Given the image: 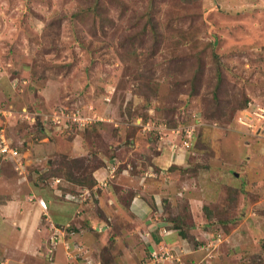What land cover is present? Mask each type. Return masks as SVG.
I'll return each instance as SVG.
<instances>
[{
    "label": "rangeland",
    "instance_id": "374dc122",
    "mask_svg": "<svg viewBox=\"0 0 264 264\" xmlns=\"http://www.w3.org/2000/svg\"><path fill=\"white\" fill-rule=\"evenodd\" d=\"M186 1L0 0V264L38 204L68 264H264V0ZM176 215L203 247L150 236Z\"/></svg>",
    "mask_w": 264,
    "mask_h": 264
},
{
    "label": "crops",
    "instance_id": "0c3cea01",
    "mask_svg": "<svg viewBox=\"0 0 264 264\" xmlns=\"http://www.w3.org/2000/svg\"><path fill=\"white\" fill-rule=\"evenodd\" d=\"M100 170H105V169H100ZM118 170L119 169L116 170V173H117ZM102 174H103V177H102V179H103L104 177H106L105 174L106 175L108 174L107 170L102 171ZM210 195H211V193H210ZM205 204H208V203H205ZM38 206L40 208V211L39 212H37V210H36L38 208ZM48 206H50L49 203H48ZM45 210L46 211L48 210L47 212H49V207L47 209H44L40 204H38L35 209H29L28 210L29 211L28 214H22V215H20V216H24L25 217V218L22 219V222H20V223H23V225H19V223H17V226H20V230L23 231L22 232V235H20V237H25L26 238L27 236H32L33 238H31V243L33 244V241L32 240H34V244L36 245L35 247H41V245H44L45 246V249H35V247H34V249H25V248H22L21 249L22 251H20V255L22 254V256L28 258V262H26V264H68V260L65 258L64 253L62 252L63 246L61 247V245L58 244V245H60L59 247L62 248L60 254H58V255L56 254V251L58 249H56L55 253H53V252L49 253L48 250L46 249V246L48 245V243H50V245H51L52 239L50 240V242H48V240H47V244L45 242L46 240H44V241L40 240L41 237L46 238L49 235L48 234L49 231L50 232L52 231L51 229L46 228L47 225H48L49 228H50V226L55 227V225L61 226L57 222L59 220H56L55 219L53 221L52 218H51V215L46 214L47 212H45ZM74 214L76 215V212H74ZM31 215H34V219L32 221H30V219L29 220L26 219L27 216H31ZM82 217L83 216H79V218H81L80 220L84 219V217L83 218ZM44 220L47 221L46 224H44V222H43ZM149 220H151V219H149ZM79 224H82L81 226H83V227L85 226L84 223H81L80 222ZM77 230H78V226H77ZM172 232H174V233H172ZM236 233H234L233 235H230L229 237L232 238ZM150 236L153 239H155L153 234L152 235L150 234ZM160 237L162 239H160ZM170 238L173 239V241H175V242H173V244H169L168 245L167 244V241ZM180 239H181V237L180 236H176V232L174 230L173 231H166L163 228V229H161L159 231V237H158V239L157 240L155 239V240L156 241L159 240L161 243H164L166 246H175V245L181 244ZM38 242H40V243H38ZM38 244H40V245H38ZM187 249H190V248L187 246ZM147 250L148 251L149 250L151 251L152 249H147ZM214 258H216V257L214 256ZM213 259H210V258L208 259L207 257H205L201 261V263L206 264V262L207 263L209 262V264H214L213 263ZM0 261H1V263H3V261H6V260L5 259L2 260V258H0ZM72 262H73V264H79V262H76V260H72Z\"/></svg>",
    "mask_w": 264,
    "mask_h": 264
},
{
    "label": "trees",
    "instance_id": "16d2710c",
    "mask_svg": "<svg viewBox=\"0 0 264 264\" xmlns=\"http://www.w3.org/2000/svg\"><path fill=\"white\" fill-rule=\"evenodd\" d=\"M193 1H195V0H187L186 2L187 3H191V2H193ZM197 2L198 1H200V0H196ZM222 79H221V74H219V81H221ZM196 87H193V88H191V94H194V93H196L197 91H196V89H195ZM217 88L219 89L220 88V82H219V84L217 85ZM218 98L216 97V100H217ZM81 124V123H80ZM72 125H73V127H75L77 124H75V123H72ZM174 133V132H173ZM178 135L180 134V135H184V134H186V132H185V129L184 130H182L181 132H179V133H177ZM199 136V135H198ZM187 137V135H185V138ZM193 138V137H192ZM192 138H186V140L187 141H191V139ZM193 139H192V144H193ZM4 146H6V145H4ZM192 146V145H191ZM185 147V146H184ZM9 150V149H8ZM10 152H9V154H10V156L11 157H13V158H15L14 157V155H13V151H16L17 153H18V155H19V151H18V149L17 150H9ZM8 151H2L1 150V156H3V157H7L8 156V153H7ZM18 156H16V158H17ZM76 163H80V162H78L77 160L75 161ZM82 164H86L85 163V161L83 160V163ZM68 177H69V180H71V181H73V182H76V183H80V184H83L84 185V183L83 182H80V181H75V180H73L72 179V177L71 176H69L68 175ZM148 178V182L150 183V181L152 180V177H147ZM153 181H155V182H159V181H156L155 179L153 180ZM96 182H98V181H94L93 180V182H92V187L96 184ZM232 192H234V193H237V191L235 190V189H231V192L229 193V194H232L231 196L229 195L228 197L230 198V200L229 201H231V202H234L236 199L234 198V194L232 193ZM167 203H168V201H167ZM156 206V205H155ZM156 208V207H155ZM164 208V207H163ZM166 209V208H165ZM205 210L207 211V213H208V215H209V217H212V212H210L209 211V209L207 208V207H205ZM149 221V225L147 224L146 226H148L147 227V229H148V231H150L149 233L152 235H154V238L157 240L158 239V237H159V231L161 230V229H165L166 231H175L176 232V236H180L181 238H184V239H188V240H192L193 242H194V245H192L191 247H193V249L194 250H196V249H198V248H201V247H203V244L201 243V242H199V241H196V238L194 237V235H191V234H189L186 230V228L187 227H189V226H187V217H185L184 215H176V217H174V218H164L163 220H160L159 218H157V217H155V219L154 220H148ZM90 222V221H89ZM221 223V225L222 226H224V230L226 231V232H224L221 228V233H226L227 234V231H229L230 229V226H231V224H230V221H221L220 222ZM86 224H90V223H85L84 225V228L85 229H87V227H86ZM228 226H229V228H228ZM192 228H193V226H192ZM217 228V227H216ZM81 229V228H80ZM75 230H77V228L75 227ZM228 235V234H227ZM52 243V242H51ZM170 244H173L172 243V241H171V243ZM77 245V244H76ZM79 247V246H78ZM76 248V247H75ZM148 249H153V247H151V246H149L148 247ZM150 251V250H149ZM152 251V250H151ZM151 251L149 252V255H148V257L146 258V261H148V262H150L152 259V255H151ZM207 264V263H206Z\"/></svg>",
    "mask_w": 264,
    "mask_h": 264
},
{
    "label": "built area",
    "instance_id": "2783aa9c",
    "mask_svg": "<svg viewBox=\"0 0 264 264\" xmlns=\"http://www.w3.org/2000/svg\"><path fill=\"white\" fill-rule=\"evenodd\" d=\"M80 120V119H79ZM80 122H81V120H80ZM177 133H179V132H181V131H179V130H177L176 131ZM185 132H186V134H187V137L188 138H192L193 137V133H194V128H187V129H185ZM193 140H194V138H192ZM192 139H191V141H186L185 142V144H184V146L185 147H191V145H192ZM2 151H9L8 150V148L5 146L3 149H2ZM13 153V155H14V157H16V156H18V153L16 152V151H13L12 152ZM81 196V195H80ZM81 198V197H80ZM44 208H46V206H44ZM54 242V241H53ZM77 246V245H76ZM78 247V246H77ZM158 255H161L160 257H158ZM178 256V254L175 252L174 254H172V253H168V254H166V255H164V254H157V255H155V253L152 255V260L149 262V263H147V264H171V260L173 259H175L176 257ZM166 258V259H165ZM179 261V260H178ZM178 261H176V262H178Z\"/></svg>",
    "mask_w": 264,
    "mask_h": 264
}]
</instances>
